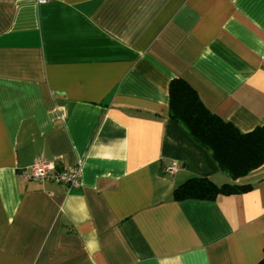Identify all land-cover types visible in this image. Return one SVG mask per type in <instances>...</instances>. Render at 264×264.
<instances>
[{"label":"crops","instance_id":"0c3cea01","mask_svg":"<svg viewBox=\"0 0 264 264\" xmlns=\"http://www.w3.org/2000/svg\"><path fill=\"white\" fill-rule=\"evenodd\" d=\"M175 77L242 132L264 125V0H0V264L263 257L264 164L223 172L170 118ZM38 161L80 164L79 184L25 179ZM192 176L252 188L175 200Z\"/></svg>","mask_w":264,"mask_h":264},{"label":"trees","instance_id":"16d2710c","mask_svg":"<svg viewBox=\"0 0 264 264\" xmlns=\"http://www.w3.org/2000/svg\"><path fill=\"white\" fill-rule=\"evenodd\" d=\"M169 116L201 146L210 151L219 168L233 180L246 176L264 164V125L242 132L230 121L210 112L197 92L183 79L169 84ZM252 188L249 183L217 184L205 176H192L173 191L175 200H215ZM256 264H264V255Z\"/></svg>","mask_w":264,"mask_h":264},{"label":"built area","instance_id":"2783aa9c","mask_svg":"<svg viewBox=\"0 0 264 264\" xmlns=\"http://www.w3.org/2000/svg\"><path fill=\"white\" fill-rule=\"evenodd\" d=\"M18 2H35L47 3L50 0H17ZM164 170L167 173H176L179 166L176 163H171L165 166ZM25 179L29 180H52L59 183H65L69 187H75L80 182L81 165L77 164L70 166L67 169H58L54 162L38 161L35 162L30 168L21 172Z\"/></svg>","mask_w":264,"mask_h":264}]
</instances>
